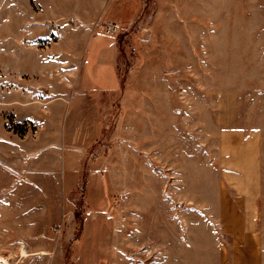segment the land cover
I'll list each match as a JSON object with an SVG mask.
<instances>
[{
	"label": "rangeland",
	"instance_id": "374dc122",
	"mask_svg": "<svg viewBox=\"0 0 264 264\" xmlns=\"http://www.w3.org/2000/svg\"><path fill=\"white\" fill-rule=\"evenodd\" d=\"M109 22L119 30L100 34ZM97 32L93 49L117 40L119 86L109 68L90 75L117 90L92 93L93 114L69 130L64 142L84 145L80 155L44 148L29 162V187L0 178V208L18 220L29 209L42 224L29 253L44 249L48 258L34 264H217L219 135L257 132L264 153V0H0V126L8 138L38 134L37 122L12 111L34 110L4 104L24 101L27 86L31 107L89 89L81 64ZM41 112L42 122L52 118ZM22 149L1 143L3 163ZM61 153L60 163L51 159ZM21 247L12 264H25Z\"/></svg>",
	"mask_w": 264,
	"mask_h": 264
},
{
	"label": "crops",
	"instance_id": "0c3cea01",
	"mask_svg": "<svg viewBox=\"0 0 264 264\" xmlns=\"http://www.w3.org/2000/svg\"><path fill=\"white\" fill-rule=\"evenodd\" d=\"M139 13L140 8L126 22V28L134 23ZM102 33L104 32H100V34ZM98 34V32L95 33L89 39L81 64L84 77L87 80L88 86H90L88 90L77 91V94H73L71 97L60 96L56 99H54L55 97L51 98L47 101L46 107H31L37 104L29 103V86H27V98L24 101L13 99L9 103L4 102L7 106L13 107L17 105L22 109H32V112L34 110L33 113L20 114L16 110L11 109L18 116V121L25 120L29 123L30 119L35 123L37 122L40 126L36 123L39 126L36 138L29 137L28 134L25 139L8 138L4 134V127L0 126V144L14 140L22 146L25 145V149H22L20 153H17L14 158L8 161L9 164H4L7 158H3L0 154V162L2 163L0 165L4 167V172L0 175V178H12L16 183L21 181L25 183V186L29 187V162L39 158L44 148L51 151L52 149H54L53 151L55 149H61V151L72 149L80 155V151H78L79 147H84V145H68L64 142L69 137V130L82 127L81 118H85L87 114H93V110L91 109L92 93H99L101 95L103 93L115 92L118 88L113 89L99 84V80L96 81V78L91 77L90 70L92 69V72H94V70L101 71L104 67L109 68L110 74H114L115 78H117L119 86L116 68L117 40L114 37L110 45H106L104 48H97L98 46L96 45L93 49L94 42L99 37ZM31 35V38L36 37L33 34ZM29 46L32 47L29 48L30 68L33 62L32 52L34 51L32 41ZM29 72H31V69ZM95 75L98 77V74ZM107 83L108 81L106 80ZM81 101L83 105H79ZM39 110L42 111V116L52 118L46 122H42L37 115ZM58 117L64 118L65 123L63 126L55 121ZM75 117L78 118V125L74 123ZM89 128L88 126V130ZM261 137L257 132L247 133L243 130H224L219 135L218 164L223 187L218 192L217 208L223 236L217 239V264H264V153ZM29 141L34 142L33 146L37 148L35 151L31 150ZM51 159L60 163L62 153L51 156ZM46 170H42L41 172L48 174L52 172L50 169ZM59 180L61 181V179ZM29 190L33 193L35 191L40 192L41 195H50L49 191L45 189ZM32 192L28 191V195ZM32 213L28 209L18 220L17 217L13 216L11 208L1 205L0 256L10 262V264H12L11 260L15 258V255L19 253V246H22L20 252L22 258L25 259V264H29V262L34 264L36 261L44 262L48 258L44 249H35L31 254L29 253V245L34 243V230L42 227V224L33 223L32 219L34 215ZM43 238L45 239V237L38 236L35 240L43 246L45 244ZM23 248L28 254L27 257H23ZM30 255H32V258L29 260Z\"/></svg>",
	"mask_w": 264,
	"mask_h": 264
},
{
	"label": "built area",
	"instance_id": "2783aa9c",
	"mask_svg": "<svg viewBox=\"0 0 264 264\" xmlns=\"http://www.w3.org/2000/svg\"><path fill=\"white\" fill-rule=\"evenodd\" d=\"M119 27L115 23H109L104 27V33L107 35H112L114 32H117Z\"/></svg>",
	"mask_w": 264,
	"mask_h": 264
},
{
	"label": "bare ground",
	"instance_id": "6f19581e",
	"mask_svg": "<svg viewBox=\"0 0 264 264\" xmlns=\"http://www.w3.org/2000/svg\"><path fill=\"white\" fill-rule=\"evenodd\" d=\"M22 254H23V257H27L28 256V254H27V252H26V250L25 249H23V252H22ZM1 264V263H0ZM6 264V263H5ZM8 264V263H7Z\"/></svg>",
	"mask_w": 264,
	"mask_h": 264
}]
</instances>
